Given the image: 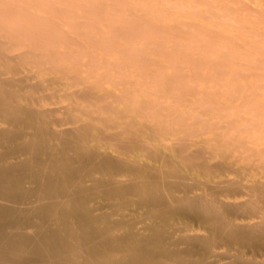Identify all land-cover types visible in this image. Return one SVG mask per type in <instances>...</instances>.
<instances>
[{"label":"bare ground","instance_id":"1","mask_svg":"<svg viewBox=\"0 0 264 264\" xmlns=\"http://www.w3.org/2000/svg\"><path fill=\"white\" fill-rule=\"evenodd\" d=\"M0 264H264V0H0Z\"/></svg>","mask_w":264,"mask_h":264}]
</instances>
